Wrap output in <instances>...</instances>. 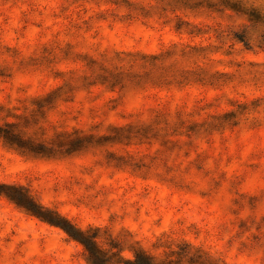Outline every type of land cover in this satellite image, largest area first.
Listing matches in <instances>:
<instances>
[{
	"label": "rangeland",
	"instance_id": "rangeland-1",
	"mask_svg": "<svg viewBox=\"0 0 264 264\" xmlns=\"http://www.w3.org/2000/svg\"><path fill=\"white\" fill-rule=\"evenodd\" d=\"M0 264H264V0H0Z\"/></svg>",
	"mask_w": 264,
	"mask_h": 264
}]
</instances>
